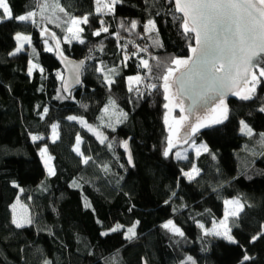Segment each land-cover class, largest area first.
<instances>
[{"label":"trees","instance_id":"1","mask_svg":"<svg viewBox=\"0 0 264 264\" xmlns=\"http://www.w3.org/2000/svg\"><path fill=\"white\" fill-rule=\"evenodd\" d=\"M8 5L14 17L35 16L0 19V264H264V77L250 99L230 95L223 101L227 113L224 118L221 109L220 123L197 128L191 138L204 141L207 151L177 159L173 151L181 145H172L164 121L163 77L174 59L190 57L195 37L175 18L182 14L173 0H119L103 14L95 11V0ZM85 16L76 40L68 26ZM149 20L155 27L146 31ZM19 32L35 48L38 68L32 72L28 53L13 51ZM57 50L84 60L81 83L67 94ZM260 71L255 67L253 74ZM132 75L141 79L129 87ZM106 109L125 117L111 126ZM241 121L251 136L240 133ZM55 123L59 135L51 141ZM78 136L80 154L73 149ZM42 146L52 156V175L38 156ZM192 166L198 171L190 180ZM232 197L243 202L230 220L235 242L205 231ZM168 221L183 236L165 228ZM116 225L122 227L111 231ZM133 226L129 239L125 233Z\"/></svg>","mask_w":264,"mask_h":264},{"label":"snow or ice","instance_id":"2","mask_svg":"<svg viewBox=\"0 0 264 264\" xmlns=\"http://www.w3.org/2000/svg\"><path fill=\"white\" fill-rule=\"evenodd\" d=\"M117 2H119V0H111V4H106L104 7L111 11ZM100 4L101 0H97V12L102 11V8L99 6ZM0 10H2L0 11V17L3 19L29 21L35 16V12H28L25 15L14 17L8 5V0H0ZM61 11H63V9H61ZM175 11L182 14L175 18L182 19V28L185 33L194 34L197 47L191 48L192 53L196 57L195 61H193L192 57H189L187 60L174 59L172 63L180 66L188 65L189 62L192 61L195 65H199L203 69V78L208 81V90L217 94L221 104H223L225 91L229 89V81L235 83L236 79L240 78L247 83L249 75H251L252 87L249 90V95L242 96V99H250L251 92L255 90V85L259 82V78L264 77V68H261L258 76L252 74L249 68V65L252 63V57L264 53V0H175ZM71 23L73 25H78L80 23L87 24L88 17L85 16L82 19L73 18ZM136 26L137 22L132 21L131 27L134 29ZM149 26L154 28V21H148L145 25L146 31L151 30ZM68 31L73 32V29L69 27ZM77 31H83V29L79 28ZM101 31L107 32L108 29L102 28ZM94 35H100V32L97 31ZM76 38L79 37L76 36ZM21 39L30 42L29 37H21L20 34H17V40ZM22 47L23 44L21 43L16 51H20ZM142 66L144 68H149L148 61L143 60ZM33 67H35V65ZM29 71H31V69H29ZM173 71L174 69L169 68L167 75L163 77L165 92L168 91V79ZM129 79H136L139 81L141 78L130 77ZM149 87L154 88L156 85H150ZM165 98L167 99L168 97L166 96ZM165 107L167 108L168 105L166 104ZM181 110L183 111V109ZM45 111H47V109H45ZM261 111H264V108H262ZM223 112L224 118H226V105L223 108ZM68 119L73 120L76 119V117H69ZM183 119L184 118L181 117V120ZM211 122L220 123L221 121L219 119H212ZM241 123L243 125L241 131L251 136L253 134L252 129L244 124L243 121ZM203 126V124L200 125V127ZM55 127L56 126L53 125L54 129ZM196 130L197 129L193 128V131ZM261 135L264 137V134ZM36 139H38V137L34 136L33 140ZM125 147H127L126 142ZM170 147L171 141H169V149L164 151L165 156H168ZM204 147L205 150H207L206 146ZM43 151H46V149ZM76 151H79V149L77 148ZM84 162L87 163V159ZM193 171L198 170L193 169ZM51 174H54V171L50 169V175ZM186 175H188L190 180L193 178L190 174ZM225 203L239 204V201H225ZM228 215L235 216L236 213H226L224 220L220 222L225 229L224 232L217 231L214 234L223 236L230 242H235L233 237L229 235L230 229H228L227 226ZM13 223L16 224L17 227L23 226L15 219H13ZM27 223H31V221L29 220ZM121 227V225H117L115 228L111 229V231H117ZM164 227L171 228L172 231L183 236V232L175 227L172 221H168ZM128 233V238H133L136 234L135 226L129 228ZM103 234L106 235L107 233ZM253 239H255V237H253ZM188 259L191 260V257ZM244 259L247 260L248 257L245 256Z\"/></svg>","mask_w":264,"mask_h":264},{"label":"rangeland","instance_id":"3","mask_svg":"<svg viewBox=\"0 0 264 264\" xmlns=\"http://www.w3.org/2000/svg\"><path fill=\"white\" fill-rule=\"evenodd\" d=\"M106 4H111V0H101V4L99 6L102 8V11L97 12L98 5H97V0H95V11L98 14H103L105 12H108L109 10L106 7H104V5H106ZM0 11H2V10H0ZM75 18L76 19H82L83 17H75ZM0 19H3V18L0 17ZM80 25H81V23L78 25H73L72 23H70L68 28L71 27L73 29V32H69L67 29V31L72 35V38H74L76 40L81 39L80 31L79 32L77 31V29L81 28ZM17 34H20L21 37L27 36L30 38V36L28 34L22 33V32L16 33L15 34L16 44H15V48L13 51L17 52L16 49L18 47H20L21 43L23 44V47L21 48L20 51H26L28 53V55H29L28 71H29V69H31V71H29V72H32L34 69L38 68L37 63L33 60V56L35 54V48L32 46L31 41L29 42V41H25L23 39L17 40ZM76 36H78L79 38H76ZM44 42H45L44 43L45 49L51 50L52 48H51L50 43H48L47 40H45ZM192 54L193 53L191 52L190 57H193ZM187 59H182V60H187ZM34 65H35V67H33ZM190 66H191V61L189 62L188 65L177 66V65L173 64V66L171 68L174 69V71L169 76V79H168L169 88H168L167 92H165V87H164L165 82L163 84L165 97L166 96L168 97L167 99L165 98V105L167 104L168 107L167 108L165 107L164 121L166 123L168 130L172 134V145L173 146H176L178 144L177 140H179L181 132L188 131L190 133V136H192L195 133V131H193V128L197 129L201 124L208 123L212 119H219L221 109L224 108V102H223V104L219 103L215 107H213V106L208 107V106H205L202 103H200L199 104L200 106H197L195 108V111L192 112L191 114H189L185 111V108H187V106H189V102L186 100L181 101L179 99V97L177 96V92H178V88H179L177 81H178L180 75L183 72H185L186 70H188V68ZM167 73L165 75H167ZM130 77L135 78V77H138V75H132V76L127 77V83H128L129 87H131L137 81L136 79L130 80L129 79ZM249 81L251 82V77L249 78L248 82L245 83L244 86L235 95H237V96L249 95V90L251 89L250 87H248ZM205 104H208V102H206ZM112 109L107 110L106 114H108L110 116V120L112 121L111 126H114V125H117L118 123H120V121L125 117V114L122 111L117 112L116 110H112ZM181 109H183V111ZM177 110H179L180 113H179V115L174 116V114ZM222 113H224L223 110H222ZM72 117H75V116H72ZM121 117H123V118L121 119ZM181 117H183L184 119L181 120ZM76 119H77V117H76ZM178 121H179V123H178ZM53 125L56 126L55 129L53 128ZM53 125L51 127L50 140L56 141L58 139V135H59L58 124L55 123ZM242 127H243V125L241 123L240 133L245 134L246 132L241 131ZM78 138H79V142H78ZM81 141H82L81 138L78 136L76 139L75 145L73 146L74 151L76 153H79V154L81 153V150H80ZM204 146H206V148L208 149V146L206 145V143L204 141H196L195 139L190 137L188 140H186L184 142L183 145H181V147H179L173 151V156H174V158H177V159H187L189 156L196 157L199 154L207 151V150H205ZM77 148L79 149V151H76ZM44 149H46V151H43ZM177 154H179V155H177ZM38 156L41 160V163L43 164V167H44L47 175H50V169L55 171L52 156H51V154H49L46 146H42L38 150ZM193 169H196L195 166H192V168L187 172V174L194 176L197 173V171H193ZM237 200L239 201L238 197H232V198L225 199L223 201V203H224L223 216L220 219L215 220L210 225V227L205 228V231L211 235L224 238L223 236H218V235H215L214 233L217 231L218 232H224L225 229H224L223 225H221L220 222L222 220H224L226 213L230 214V213L235 212L236 213L235 216L228 215L227 226H228V229H230V220H231V218L236 217L240 213V211L243 209V202L240 201L239 204H236V203L226 204L225 201H237ZM125 235H129L128 230L126 231ZM229 235H231L230 231H229Z\"/></svg>","mask_w":264,"mask_h":264},{"label":"water","instance_id":"4","mask_svg":"<svg viewBox=\"0 0 264 264\" xmlns=\"http://www.w3.org/2000/svg\"><path fill=\"white\" fill-rule=\"evenodd\" d=\"M175 3V0H173ZM222 39V37H221ZM194 47H197L196 41ZM193 55V61H195L196 57ZM56 57L59 60L60 66L63 71V79H62V89L64 93H68L72 88L78 86L81 83L82 71L84 68V60L83 59H75L72 57H68L57 50ZM258 59H264V53H260L257 56L252 57V63L249 65L250 72L253 74L254 68L257 67L261 70L263 68L262 65L259 66ZM256 61V62H255ZM203 69L199 65H195L191 61V66L183 72L178 79V92L177 96L179 99L186 100L189 102V106L185 108V111L189 114L195 111L197 106L202 103L205 106H212L215 102H220L215 92L208 90V81L202 76ZM251 75H249V78ZM248 78V80H249ZM246 82L243 79L237 78L235 83L229 81V89L225 91L223 96V101L230 95H235L245 84ZM208 102V104H205ZM202 105V106H203ZM190 133L188 131L181 132L179 140H177V145H183L186 140L190 138ZM127 147H125V143L123 144V148L125 150V156L129 163V165L133 166V159L131 155V150L129 147V143L126 141ZM182 143V144H181ZM176 145V146H177ZM130 158V159H129ZM142 264H147L144 259H142Z\"/></svg>","mask_w":264,"mask_h":264},{"label":"built area","instance_id":"5","mask_svg":"<svg viewBox=\"0 0 264 264\" xmlns=\"http://www.w3.org/2000/svg\"><path fill=\"white\" fill-rule=\"evenodd\" d=\"M132 48H133L132 45H128V46H126V47L124 48V50H123V54H124V57H125L126 59L130 58V54H131V49H132ZM147 84H148V82H147Z\"/></svg>","mask_w":264,"mask_h":264},{"label":"bare ground","instance_id":"6","mask_svg":"<svg viewBox=\"0 0 264 264\" xmlns=\"http://www.w3.org/2000/svg\"><path fill=\"white\" fill-rule=\"evenodd\" d=\"M256 62V61H255ZM263 66V68H264V65H262Z\"/></svg>","mask_w":264,"mask_h":264},{"label":"crops","instance_id":"7","mask_svg":"<svg viewBox=\"0 0 264 264\" xmlns=\"http://www.w3.org/2000/svg\"><path fill=\"white\" fill-rule=\"evenodd\" d=\"M239 199V198H238ZM241 200L239 199V202H240Z\"/></svg>","mask_w":264,"mask_h":264}]
</instances>
